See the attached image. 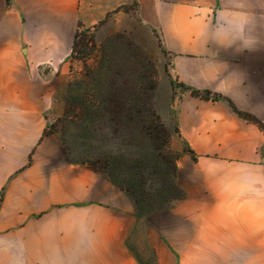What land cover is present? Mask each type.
Segmentation results:
<instances>
[{
    "label": "crops",
    "instance_id": "1",
    "mask_svg": "<svg viewBox=\"0 0 264 264\" xmlns=\"http://www.w3.org/2000/svg\"><path fill=\"white\" fill-rule=\"evenodd\" d=\"M133 1L0 0V264H144L132 200L44 135L78 24ZM135 1L161 50L157 109L195 153L159 264H264V130L235 110L264 112V0Z\"/></svg>",
    "mask_w": 264,
    "mask_h": 264
},
{
    "label": "rangeland",
    "instance_id": "2",
    "mask_svg": "<svg viewBox=\"0 0 264 264\" xmlns=\"http://www.w3.org/2000/svg\"><path fill=\"white\" fill-rule=\"evenodd\" d=\"M78 30L82 32L77 39L81 52L77 54V57L71 56L68 60L66 75L62 82L59 83L55 96L59 111L53 110L48 113L45 131H47L46 135L52 134L57 138L66 153V145L68 146L69 144L70 147L71 144L73 146V152L68 156L70 162L91 169L79 159L81 157L79 145L83 140H86V134L76 128H65L64 122L59 119L64 114L70 82L79 79L84 71V60L80 59L79 56L88 57L87 61L91 64L96 62V60H100L104 55L111 54L115 61L120 62L128 55L126 47V39L128 37L139 45L155 62L158 89L159 72L157 56L161 54V50L159 51L158 45L155 44L147 28L140 21L138 3L135 0L132 3L117 7L95 24L88 25L80 22ZM118 33L124 37L120 36L118 38ZM157 89L154 95L156 109ZM158 113L160 114L159 111ZM250 115L256 117L264 125V112L259 113L258 116ZM160 116L166 124L161 114ZM167 127L170 130L171 136L166 148L162 150V154H167L172 159V164L178 169L177 171H173L172 179L169 176L170 174H167L171 171L170 163L167 166L164 157H159L158 155V153L162 155L161 152L149 149L145 143L131 142L134 140H129L128 142L131 143L127 144L125 143L127 140H121L120 137L110 139L104 137L105 140L101 143L100 140L102 138L95 132L88 134L96 149L102 151L114 149L123 155L119 158V162L123 165V169L126 170L125 174L127 176L138 174L139 177L143 175L147 178V184L142 191L144 195L139 194L140 198L137 204L131 195L117 185L134 204L136 222L131 229L130 235H128V246L138 261L144 264H159L156 247L164 242L167 243L172 237L171 235H165L166 230L171 231L167 225L172 223L174 217L172 210L188 197L187 187L190 185V178L186 175L185 170L180 169V163L182 155L188 153L186 151L189 147L177 138L174 139L176 127L173 125L170 127L167 125ZM262 150L264 154V147ZM103 174L106 175L105 173ZM106 176L108 177V175ZM3 194V191H1L0 197L3 198ZM1 205L2 201L0 202V208Z\"/></svg>",
    "mask_w": 264,
    "mask_h": 264
},
{
    "label": "trees",
    "instance_id": "3",
    "mask_svg": "<svg viewBox=\"0 0 264 264\" xmlns=\"http://www.w3.org/2000/svg\"><path fill=\"white\" fill-rule=\"evenodd\" d=\"M81 33L78 30L75 34L72 57H77L81 52L77 43ZM117 36L119 38L122 35L118 33ZM126 47L128 55L120 62L115 61L111 54L104 55L91 64L87 61L88 57L79 56L84 60V71L79 79L70 82L64 114L59 119L64 122L65 128H76L86 134V140L79 145L80 161L91 169L108 175L110 180L131 195L137 204L139 194L144 195L142 191L147 184V178L143 175L139 177L138 174L127 176L126 170L119 162L123 155L114 149H96L88 137L89 133L95 132L102 138L101 143L105 138L116 137L127 140V144L143 142L146 147L161 154L169 142L170 130L154 104L158 86L156 64L128 37ZM192 94L206 99L212 98L209 90L202 92L194 89ZM213 98H218V95L214 94ZM235 110L240 116L259 123L264 130V125L256 117L236 108ZM129 140L134 141L128 142ZM72 148L71 144L70 147L69 144L66 145L68 156L73 152ZM186 152L191 153L195 159L194 151L188 148ZM158 155L164 157L167 166L170 163L171 171L167 174H170L172 179L173 171L178 169L167 154Z\"/></svg>",
    "mask_w": 264,
    "mask_h": 264
}]
</instances>
